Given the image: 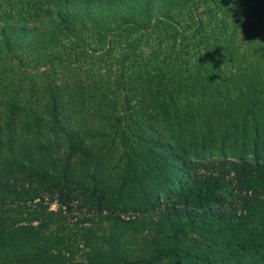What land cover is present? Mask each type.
Instances as JSON below:
<instances>
[{"label": "trees", "instance_id": "1", "mask_svg": "<svg viewBox=\"0 0 264 264\" xmlns=\"http://www.w3.org/2000/svg\"><path fill=\"white\" fill-rule=\"evenodd\" d=\"M222 1L0 0V264H264V0Z\"/></svg>", "mask_w": 264, "mask_h": 264}, {"label": "rangeland", "instance_id": "2", "mask_svg": "<svg viewBox=\"0 0 264 264\" xmlns=\"http://www.w3.org/2000/svg\"><path fill=\"white\" fill-rule=\"evenodd\" d=\"M221 2H223L222 0H220ZM224 6H225V4H224ZM227 31V30H226ZM233 31V30H232ZM228 32V31H227ZM43 94V93H42ZM2 108H3V110L5 111V112H9L10 111V109L11 108H14V107H10L9 106V104L8 103H5L4 105H2ZM18 111H20V110H18ZM22 111V110H21ZM24 112H26V110H23ZM232 147H229L228 149H226L222 154H221V156L222 155H224V154H226L227 156H228V158L229 157H231V156H233L234 154L233 153H236V154H240V153H242V152H240L239 150H237V149H231ZM248 157L250 158V157H252V155H250V154H248ZM231 160L232 161H237L238 159L237 158H235V157H233V158H231ZM167 197V196H166ZM165 197V198H166ZM56 206V204H53V207H55ZM253 223H255V222H253ZM256 224V223H255ZM250 230V229H249ZM248 232H245V234H247ZM126 240L128 239L127 237L125 238ZM202 242H205V241H202ZM215 242V244L213 245L214 247H213V249L214 250H212V249H208L207 248V246L206 245H204L201 249H199L198 250V252L200 253V254H202V255H204V256H207V255H213L215 252H221V251H223V245L220 243V241L219 240H216V241H214ZM257 259L254 257V256H250V257H248V261H256Z\"/></svg>", "mask_w": 264, "mask_h": 264}]
</instances>
